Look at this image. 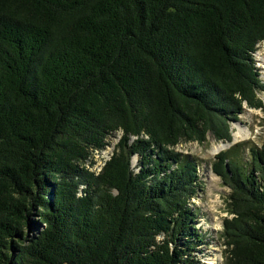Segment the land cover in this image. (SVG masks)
<instances>
[{"label": "trees", "instance_id": "trees-1", "mask_svg": "<svg viewBox=\"0 0 264 264\" xmlns=\"http://www.w3.org/2000/svg\"><path fill=\"white\" fill-rule=\"evenodd\" d=\"M261 43L264 0H0V264H185L202 182L175 148L264 111ZM243 145L212 164L222 238L228 264H264V145Z\"/></svg>", "mask_w": 264, "mask_h": 264}, {"label": "rangeland", "instance_id": "rangeland-1", "mask_svg": "<svg viewBox=\"0 0 264 264\" xmlns=\"http://www.w3.org/2000/svg\"><path fill=\"white\" fill-rule=\"evenodd\" d=\"M254 57L260 78L264 83V43L258 46ZM259 97L264 102V92H260ZM231 125L233 135L231 143L218 142L213 135H209L203 144L183 142L175 148L178 154L190 157L200 163L198 176L202 182V187L199 188L189 205L197 213L195 228L201 231L204 237L201 243L196 241V247L194 246L193 250L190 251H188L189 247L184 245V241L179 243V248L184 252L185 259H187L185 264H228L227 247L224 244L222 233L225 219L233 218L229 211L231 190L223 184L220 177L214 174L212 164L219 154L227 152L239 144L246 145L237 149V158L239 157V161L244 163L249 161V148H261L264 145V111L245 107V112L240 116V120L232 122ZM241 129L250 131V139L235 140V132ZM121 137V133L111 136L108 139L109 147L92 154L85 166L91 171L100 172L103 170L115 153ZM219 146L225 148L213 152ZM132 165L136 171H139L138 156L132 158ZM192 243H195L194 240Z\"/></svg>", "mask_w": 264, "mask_h": 264}, {"label": "bare ground", "instance_id": "bare-ground-1", "mask_svg": "<svg viewBox=\"0 0 264 264\" xmlns=\"http://www.w3.org/2000/svg\"><path fill=\"white\" fill-rule=\"evenodd\" d=\"M240 139H242V140L250 139V131L241 129V130L235 132V140H240ZM223 148H225V147L224 146L216 147L213 152H217Z\"/></svg>", "mask_w": 264, "mask_h": 264}]
</instances>
